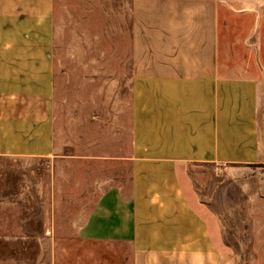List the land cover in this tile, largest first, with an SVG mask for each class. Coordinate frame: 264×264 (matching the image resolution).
<instances>
[{
	"label": "crops",
	"instance_id": "1",
	"mask_svg": "<svg viewBox=\"0 0 264 264\" xmlns=\"http://www.w3.org/2000/svg\"><path fill=\"white\" fill-rule=\"evenodd\" d=\"M54 1L0 0V157H57L68 116L74 131H87L90 104L112 110L110 82L126 84L120 120L130 128V158L151 168V177L173 178L176 187L109 190L95 207L105 210L104 232L94 234L86 224L82 237L135 243L134 264H226L224 252L207 245L211 222L178 185L187 164L263 162L264 90L255 79L220 74L216 0H117L129 7L119 27L111 24V32L121 31L119 40L113 37L120 56L113 55L112 68L119 60V75L81 83L57 100ZM69 99L70 114L58 113L54 104ZM104 113L111 126L113 113ZM110 146L105 138V149ZM167 191L171 197H161Z\"/></svg>",
	"mask_w": 264,
	"mask_h": 264
},
{
	"label": "rangeland",
	"instance_id": "2",
	"mask_svg": "<svg viewBox=\"0 0 264 264\" xmlns=\"http://www.w3.org/2000/svg\"><path fill=\"white\" fill-rule=\"evenodd\" d=\"M120 3L54 1L56 100L62 98L58 93L81 83L119 75V60L112 68L113 55L120 56L113 50L118 46L113 37L119 40L121 31L111 32V24L119 27L122 13L129 12L128 5ZM216 12L220 74L255 79L263 92L264 0H216ZM123 51L127 53L126 46ZM110 83L112 110L108 104L92 102L88 129L80 133L68 116L64 122L69 130L55 148L57 157L43 161L0 157V264H134L135 243L86 240L85 225L92 224L94 234L104 232L105 210L95 207L109 190L150 191L174 188L176 183L156 173L153 178L151 168L132 162L130 128L120 120L119 99L128 88L119 81ZM95 85L91 86H104ZM71 105V99L60 100L54 107L64 114ZM107 110L113 113L111 126ZM105 138L111 140L107 149ZM262 159L258 165L187 164L178 178L190 201L198 204L199 217L211 222L208 247L221 249L226 264H264V155ZM169 193L161 197L169 198ZM98 214L102 221L96 220ZM201 249L204 254L206 249Z\"/></svg>",
	"mask_w": 264,
	"mask_h": 264
}]
</instances>
